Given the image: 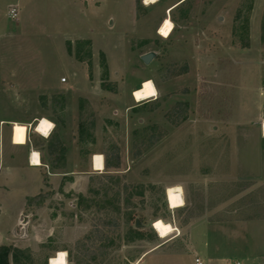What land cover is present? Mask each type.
Returning a JSON list of instances; mask_svg holds the SVG:
<instances>
[{"label": "rangeland", "instance_id": "374dc122", "mask_svg": "<svg viewBox=\"0 0 264 264\" xmlns=\"http://www.w3.org/2000/svg\"><path fill=\"white\" fill-rule=\"evenodd\" d=\"M16 4L15 20L8 12ZM0 34L1 51H16L17 74L0 82L9 91H0V116L51 121L48 136L28 129L47 159L50 136L67 148L57 168L4 157L0 245L25 252L10 264H50L59 251L77 264L76 244L97 218L113 216L118 228L94 264H139L151 249L140 264H195L189 235L201 220L264 222V0H0ZM150 51L157 55L145 65L140 56ZM146 79L157 95L136 102L132 92ZM180 103L186 115L171 123ZM93 116L94 141L81 142V123ZM153 125L161 138L149 144ZM25 131L15 126V142ZM114 148L118 169H89L91 155L105 162ZM170 186L181 187L183 207L170 208ZM41 192L49 196L31 205ZM21 212L27 237L13 238ZM158 219L174 229L165 238ZM243 227L233 248L215 254L264 264L263 223Z\"/></svg>", "mask_w": 264, "mask_h": 264}, {"label": "crops", "instance_id": "0c3cea01", "mask_svg": "<svg viewBox=\"0 0 264 264\" xmlns=\"http://www.w3.org/2000/svg\"><path fill=\"white\" fill-rule=\"evenodd\" d=\"M12 7L18 8V5L16 4L15 6H11L10 8ZM8 16H10L9 12H8ZM1 35L2 34H0V38L3 37ZM3 35L8 36L9 34L7 32V34H3ZM9 55L12 56L16 55V51L10 49H4V50L2 49L1 51L0 49V82H4L7 78L9 80L11 78L14 79L17 77V74L10 71V68L15 65L16 60H14L13 58H11L10 60ZM0 91L7 92L8 90H3L2 88H0ZM9 113L10 111L8 112V114H5L4 116H0V169H2L4 165L3 160L5 155H7L11 160H15L18 154H21V156L24 157V160H27V163L30 167H48L49 164L48 159L44 157L42 150L36 148L33 145L31 140L29 139V132H28L29 127L33 125L37 126L38 121L41 118H43V116L30 115L28 117L21 118L14 116L13 113L10 114ZM16 125L21 126L26 130L24 141L20 143H17L14 140ZM35 153H37L39 156L40 164H34L32 162ZM96 154L97 153L91 155V157L89 158L88 167H90L89 168L90 170L92 169L93 171L98 173V172H102L105 169V165L103 160V169L96 170L94 166V161H95L94 158ZM184 205L185 202L182 206L178 208H181ZM251 222H255L257 224L262 222L264 225V222L261 220H248V222L243 224H240L239 221L233 220L231 218H226V219L214 218V219L201 220V222L196 224L191 230V233L193 230L197 232L199 231V233L202 232L201 237L194 236L195 234L190 233L189 242L192 248H194L195 252H197L198 255H200L203 264H242V261H240L239 259L237 261L222 254H217V253L215 254V252H221V249L224 248L227 249H229L230 247L233 248L234 245L232 244H234V242H232V240H234L235 238L237 239L238 236L236 232L240 230L239 226H245V228L244 227L243 228L246 229ZM210 236H213V240L210 239ZM197 237L200 241V244L196 241ZM211 245L213 247L212 251L209 250ZM153 251L154 249L144 252L139 257L137 262L140 261L142 262L143 259ZM195 259L196 257L194 258V261Z\"/></svg>", "mask_w": 264, "mask_h": 264}, {"label": "trees", "instance_id": "16d2710c", "mask_svg": "<svg viewBox=\"0 0 264 264\" xmlns=\"http://www.w3.org/2000/svg\"><path fill=\"white\" fill-rule=\"evenodd\" d=\"M137 3L140 0H136ZM140 88V87H139ZM138 89V88H137ZM186 107L184 104H178L174 107L171 112L168 114V120L171 123H179L183 117L186 115ZM94 123V116L90 117L87 122H82L80 126V141H86L89 138H92L90 130ZM161 138V135L157 132V126H150V137L149 144L155 143L158 139ZM29 139L33 142L34 146H42L40 138L36 136L35 133H29ZM47 143V154L52 168H57L60 161L65 158L67 148L62 144L57 135H52L48 138ZM94 140L91 139V142ZM43 140V146H44ZM39 149V148H38ZM141 155V150L135 152V156L138 157ZM105 168H115L120 167V154L118 148H114L112 152L106 153ZM127 186V185H126ZM49 196V193L41 192L34 196L29 203L35 205L38 202L43 201L46 197ZM99 211H104L99 208ZM107 214V213H106ZM132 218V216H131ZM118 228V221L112 216L110 220L108 218H97V221L92 225V228L89 232L77 242L76 247L81 251L79 262L77 264H85L86 260H92L93 264L101 261L102 257L106 254L111 243V236L116 232ZM130 233L134 234L137 237L142 235L141 229L132 228ZM24 250H21L15 246L9 245H0V264H10L11 260L17 261L19 263L20 259L24 256Z\"/></svg>", "mask_w": 264, "mask_h": 264}, {"label": "bare ground", "instance_id": "6f19581e", "mask_svg": "<svg viewBox=\"0 0 264 264\" xmlns=\"http://www.w3.org/2000/svg\"><path fill=\"white\" fill-rule=\"evenodd\" d=\"M155 0H146V4L154 3ZM145 3V2H144ZM133 98L136 102H141L148 100L157 95V89L152 82V80L147 79L142 82L140 88L133 91ZM264 98V93H263ZM53 128V123L46 118H41L36 126V132L42 136H48L51 129ZM264 132V122L262 126ZM94 166L96 170L103 169V157L100 154H96L94 158ZM34 164H40L39 156L37 153L34 154L32 159ZM167 200L170 208H178L184 204L183 191L180 186H170L167 188ZM153 227L155 228L158 235L162 238L170 235L174 229L171 224L165 223L163 220L158 219L154 222ZM50 264H67L66 254L64 251H59L56 256L51 257L49 260Z\"/></svg>", "mask_w": 264, "mask_h": 264}, {"label": "water", "instance_id": "95a60500", "mask_svg": "<svg viewBox=\"0 0 264 264\" xmlns=\"http://www.w3.org/2000/svg\"><path fill=\"white\" fill-rule=\"evenodd\" d=\"M156 55V52L150 51L141 55L140 58L145 65H148L152 61V59L156 57ZM23 213L24 212H21L18 224L16 225L14 232L12 233L13 238L27 237L28 217H26ZM136 227H141V221L139 219H136Z\"/></svg>", "mask_w": 264, "mask_h": 264}, {"label": "built area", "instance_id": "2783aa9c", "mask_svg": "<svg viewBox=\"0 0 264 264\" xmlns=\"http://www.w3.org/2000/svg\"><path fill=\"white\" fill-rule=\"evenodd\" d=\"M9 14H10V16L13 18V19H17L18 18V10H17V8L16 7H12V8H10V10H9ZM52 130V129H51ZM195 263L196 264H203V262H202V260L200 259V258H198V257H196V259H195Z\"/></svg>", "mask_w": 264, "mask_h": 264}]
</instances>
